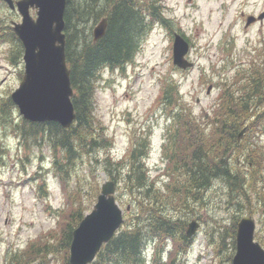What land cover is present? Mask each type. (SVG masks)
Instances as JSON below:
<instances>
[{
    "label": "rangeland",
    "instance_id": "rangeland-1",
    "mask_svg": "<svg viewBox=\"0 0 264 264\" xmlns=\"http://www.w3.org/2000/svg\"><path fill=\"white\" fill-rule=\"evenodd\" d=\"M160 1L171 28L156 23L141 39L132 61L122 69H100L94 95V116L112 140L108 150L101 148L98 151V160L106 152L114 159L122 158L136 138L146 137L149 141L146 169L154 186L164 189L168 176L162 171L166 164L162 144L170 118L165 102L159 98L161 90L170 85L177 86L193 113L197 114L202 108L211 110L222 83H230L237 70L246 67L253 57L256 59L258 51H264V18L245 26L247 15L256 16L264 11V0ZM30 12L34 17L35 11ZM20 18L16 10L11 11L0 2V23L5 21L10 26L11 20L20 21ZM174 31L188 38L187 58L194 62L190 69L181 70L172 63ZM12 48L13 42H0V264H9L13 253L20 252L38 238L56 242L57 239L47 233H57V222L61 217L57 216L56 210L65 205L66 196L52 164L55 155L61 160V152L57 149L55 154L45 140L36 143L31 138H22L15 129L13 131L6 120L10 117L11 123L15 124L22 119L14 103L10 107L5 105V112L1 114V105L6 103L23 74L22 55L12 61ZM237 80L243 81L241 77ZM208 85H211L209 91ZM254 138L264 151V131L254 134ZM87 167L85 160L78 161L67 180L68 192L73 194L75 202H81L84 214L93 208L101 184L110 179L100 164L92 166L91 171ZM40 185L43 191H40ZM122 186L121 182H116L115 198L125 217L121 228L129 225L125 226V221L132 220L135 211L133 198ZM75 189L80 193H75ZM251 193L247 188L248 204L218 178L202 192L200 200H190L188 206L175 208L166 205L165 212L178 217L185 225L194 218L199 222L185 251L176 254L174 264H231L227 258L231 245L224 244L219 253L215 252L219 235L233 218L239 220L253 209L255 239L264 248V206L258 199H253ZM127 205H130L128 211L125 210ZM156 246L161 260H167L172 240L159 241L152 237L146 241L142 264H155L152 257ZM63 254L64 249L59 246L48 254L45 262L59 264Z\"/></svg>",
    "mask_w": 264,
    "mask_h": 264
},
{
    "label": "trees",
    "instance_id": "trees-1",
    "mask_svg": "<svg viewBox=\"0 0 264 264\" xmlns=\"http://www.w3.org/2000/svg\"><path fill=\"white\" fill-rule=\"evenodd\" d=\"M102 17L107 19L106 31L102 37L93 40L92 25ZM63 19L65 57L74 92L71 97L75 111L73 123L64 128L54 121L21 119L12 124L10 117L5 120L22 138H31L36 143L45 140L55 154L57 149L61 152V160L55 155L52 164L66 193L65 205L56 210L57 216L61 217L57 222V233H47L56 238V242L51 243L50 238L31 241L20 252L12 254L9 264H47L48 254L59 246L64 249L59 264H70L71 232L85 209L68 192L67 180L74 164L80 160L86 161L89 171L100 164L107 177L121 182L133 198L135 207L133 219L125 221V226L129 225L120 228L89 264H142L145 260L143 248L152 237L159 241L172 240L165 261L159 256V248L154 247L152 260L155 264H174L176 254L185 251L190 239L184 235V221L165 212V206H188L190 200H200L202 192L218 178L248 204L246 191L249 188L251 197L264 206V151L254 138V134L264 131V51H258L256 59L253 57L246 67L237 70L230 83H222L211 110L202 108L195 114L189 103L182 99L177 86L170 85L161 90L159 98L165 102L170 118L162 144L166 163L162 171L168 181L161 189L154 186L145 166L149 149L146 137L136 138L127 154L118 160L109 152L98 160V151L101 148L108 150L112 140L94 116V95L101 68L122 69L132 61L141 39L156 23L171 28L163 13V4L160 0H66ZM2 22L0 42H13L11 60L14 61L22 55V45L12 28ZM239 77L242 82H238ZM5 105H12L10 98L1 105V114L5 112ZM242 128L244 132L238 139ZM40 191H43L42 185ZM74 192L80 193L78 189ZM237 220L235 217L223 226L215 248L217 254L224 244L231 245L227 255L229 260L234 253Z\"/></svg>",
    "mask_w": 264,
    "mask_h": 264
},
{
    "label": "water",
    "instance_id": "water-1",
    "mask_svg": "<svg viewBox=\"0 0 264 264\" xmlns=\"http://www.w3.org/2000/svg\"><path fill=\"white\" fill-rule=\"evenodd\" d=\"M21 15L18 22L12 21V29L22 43L23 75L10 99L18 107L25 120L33 122L55 121L69 127L75 119L71 101L73 89L70 71L65 57L64 10L66 0H1ZM35 10V17L30 10ZM264 18L248 15L245 26ZM107 19L101 18L92 28L93 40L106 31ZM188 41L175 33L172 43V62L187 69L193 62L186 57ZM211 88L208 86L207 91ZM244 128L239 132L242 135ZM115 183L106 180L90 212L86 213L72 230L69 245L70 264L92 262L102 245L107 243L123 222V209L117 203ZM127 205L126 209L129 210ZM199 223L192 219L184 230L190 238ZM256 223L251 215H243L236 224L235 252L231 264H264V248L255 239Z\"/></svg>",
    "mask_w": 264,
    "mask_h": 264
},
{
    "label": "bare ground",
    "instance_id": "bare-ground-1",
    "mask_svg": "<svg viewBox=\"0 0 264 264\" xmlns=\"http://www.w3.org/2000/svg\"><path fill=\"white\" fill-rule=\"evenodd\" d=\"M86 9V8H85Z\"/></svg>",
    "mask_w": 264,
    "mask_h": 264
}]
</instances>
